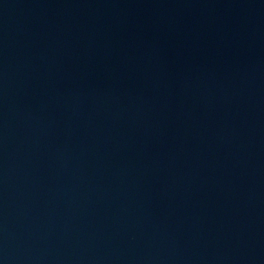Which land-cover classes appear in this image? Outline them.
<instances>
[{
    "label": "water",
    "instance_id": "water-1",
    "mask_svg": "<svg viewBox=\"0 0 264 264\" xmlns=\"http://www.w3.org/2000/svg\"><path fill=\"white\" fill-rule=\"evenodd\" d=\"M0 264H264V0H0Z\"/></svg>",
    "mask_w": 264,
    "mask_h": 264
}]
</instances>
